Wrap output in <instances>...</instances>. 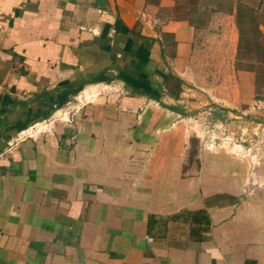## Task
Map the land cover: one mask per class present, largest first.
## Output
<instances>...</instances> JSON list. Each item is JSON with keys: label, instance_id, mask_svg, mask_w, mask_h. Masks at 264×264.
Returning a JSON list of instances; mask_svg holds the SVG:
<instances>
[{"label": "crops", "instance_id": "0c3cea01", "mask_svg": "<svg viewBox=\"0 0 264 264\" xmlns=\"http://www.w3.org/2000/svg\"><path fill=\"white\" fill-rule=\"evenodd\" d=\"M255 116L264 0H0V264H264Z\"/></svg>", "mask_w": 264, "mask_h": 264}, {"label": "rangeland", "instance_id": "374dc122", "mask_svg": "<svg viewBox=\"0 0 264 264\" xmlns=\"http://www.w3.org/2000/svg\"><path fill=\"white\" fill-rule=\"evenodd\" d=\"M225 120V119H224ZM235 118H228L230 126H214L213 121L209 125V135L204 137L207 142L205 149L213 154L222 148L228 150V154L238 159L248 161L252 165H257L264 161V120L262 116H255L252 119L247 117L238 118V123H233ZM224 121V122H225ZM189 150L188 159H197L198 143L194 141ZM225 145V146H223ZM250 165V164H249ZM249 167V171H250Z\"/></svg>", "mask_w": 264, "mask_h": 264}]
</instances>
